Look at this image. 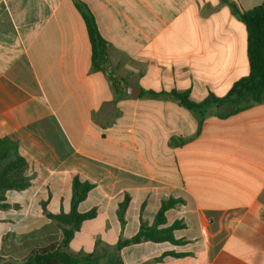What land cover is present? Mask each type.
<instances>
[{
  "label": "crops",
  "instance_id": "crops-1",
  "mask_svg": "<svg viewBox=\"0 0 264 264\" xmlns=\"http://www.w3.org/2000/svg\"><path fill=\"white\" fill-rule=\"evenodd\" d=\"M230 1L243 11L264 3ZM79 3L107 43L110 76L92 66ZM248 73L245 26L220 0H0V138L16 142L30 179L6 192L0 257L20 260L61 239L45 212H69L78 176L94 185L78 211L96 217L74 232L71 254L264 264V101L210 107L198 125L176 101L148 94L189 91L200 102ZM168 199L181 202L159 228L181 222L180 243L116 247Z\"/></svg>",
  "mask_w": 264,
  "mask_h": 264
},
{
  "label": "trees",
  "instance_id": "trees-1",
  "mask_svg": "<svg viewBox=\"0 0 264 264\" xmlns=\"http://www.w3.org/2000/svg\"><path fill=\"white\" fill-rule=\"evenodd\" d=\"M220 1L227 4L233 14L245 26L246 52L249 63L248 75L234 82L223 97L209 94L200 102H193L189 97V91L148 93L154 97L169 98L176 101L196 117L198 125L202 123L206 111L210 107L229 106L231 112H236L252 104L264 101V3L250 10L243 11L230 0ZM78 9L86 26L92 66L95 70H100L110 76L107 43L100 36L93 15L88 7L83 3H79ZM26 167V160L20 155L16 142L8 137L0 138V210L10 208V205L6 202L5 195L7 191H21L29 187L30 179L25 175ZM93 187L92 183L74 176L71 184L72 198L69 212L50 214L44 211L46 217L60 231L61 239L32 247L27 255L20 260L0 257V264H100L93 255L71 254L66 250L68 242L74 232L79 230L81 224L96 217L95 208L86 212L78 211V205L84 201ZM180 202V200L174 199L163 201L151 226L141 221L137 233L129 239L119 241L116 247L119 249L142 242L180 243L181 241L174 239L173 231L182 228L181 222L176 221L168 227L159 228L165 224V212ZM128 203L129 198L125 196L118 206L117 217L122 225L124 224V214ZM167 254L173 255L172 253Z\"/></svg>",
  "mask_w": 264,
  "mask_h": 264
},
{
  "label": "water",
  "instance_id": "water-1",
  "mask_svg": "<svg viewBox=\"0 0 264 264\" xmlns=\"http://www.w3.org/2000/svg\"><path fill=\"white\" fill-rule=\"evenodd\" d=\"M134 90H136V88L135 87H133V86H130L129 88H128V95H130V96H136V95H138V93L137 94H134V93H132V92H134Z\"/></svg>",
  "mask_w": 264,
  "mask_h": 264
}]
</instances>
